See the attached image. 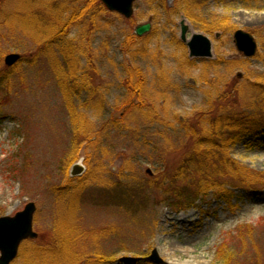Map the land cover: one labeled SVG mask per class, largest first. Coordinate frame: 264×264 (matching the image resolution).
Listing matches in <instances>:
<instances>
[{
    "label": "rangeland",
    "instance_id": "rangeland-1",
    "mask_svg": "<svg viewBox=\"0 0 264 264\" xmlns=\"http://www.w3.org/2000/svg\"><path fill=\"white\" fill-rule=\"evenodd\" d=\"M31 7L30 0H0V216L33 201L38 233L11 264L59 262H41L35 251L57 238L61 264H264V186L248 191L225 178L212 187L188 163L193 137L198 142L213 117L233 110L244 116L263 105L264 0H135L131 24L103 13L88 44L97 66L88 80L101 87L98 100L62 90L64 58L55 45L36 55L45 33ZM181 20L187 38H210L211 56L189 54ZM146 22L147 50L125 54L124 35ZM86 25L70 29L65 44L81 42ZM240 28L255 37V55L237 49ZM12 53L20 57L5 63ZM125 63L141 67L136 85L146 94L142 101L132 96L135 105L122 114L135 76L126 75ZM85 122L83 136L77 123ZM257 139L218 155L264 179V132ZM75 163L83 169L73 175ZM179 185L189 191L177 196L172 187ZM227 187L229 201L218 194ZM188 196L179 208L177 199Z\"/></svg>",
    "mask_w": 264,
    "mask_h": 264
},
{
    "label": "trees",
    "instance_id": "trees-1",
    "mask_svg": "<svg viewBox=\"0 0 264 264\" xmlns=\"http://www.w3.org/2000/svg\"><path fill=\"white\" fill-rule=\"evenodd\" d=\"M38 1L39 0H30L32 3L30 10L32 13H34L36 22H41V24H43L42 29L45 33V36L42 40V43L38 47V53L36 55L38 56L41 50H45L47 45H55L64 58L62 60V63L64 64V70H61V76L58 75L61 85L63 84L62 90L67 96L70 97L72 95L75 97L78 96L80 98L82 96L89 97L90 94V96L92 95V97L97 99L100 93L99 89L101 87L95 85L93 81L88 80L92 71H97V68H95L97 67L96 63L93 65V62H95L94 55L92 54L93 56H91L92 52L90 45L88 44L91 40L90 35L93 30L97 28L101 15L107 11H111L105 7L101 0H44L46 4H44L42 7H37L40 5L37 4ZM120 18L129 21L130 24L134 21L132 17L125 18L124 16L120 15ZM83 24L87 25L86 28H82V31L84 32L82 33L83 35H81L83 40L85 37L89 38L86 40L88 41L87 45L81 44V42H84L83 40H79L81 42L73 43L71 45L65 44L67 41L64 40V36L70 32V29ZM89 27H91V29H89ZM85 32L90 34H85ZM147 42L148 41L143 39V37L137 36L134 33V29H132L124 35V38L121 41V50L125 54L134 57L144 53L147 50ZM49 53L52 52L50 51ZM124 67L126 70V75H132L131 71H133L135 76L134 83L127 82L126 84V87L128 88V99L124 103L126 106H124L125 109L123 110L122 114L130 111L131 107L135 105L133 101H130L132 96H136L140 101H142L146 94L141 87L139 88L136 85V83L143 76V70L141 67L135 63H125ZM127 69H129V71H127ZM260 87L262 88L261 95H263V105L257 110V112L251 114L247 112L244 116H241L239 113L237 114V110H233L232 114H226L223 116L218 115L213 117V119L216 118L214 120V124L209 127L208 131H205V135H203V137L198 140V142L197 139L193 137L194 149L191 156L188 157L190 159L188 163L195 162L197 167L194 168V170L197 173H202L201 177L205 179L206 182L210 183V186L212 187L220 184L221 180H224L225 178H233L232 180L237 181L239 187L247 190L261 185L264 186V179L259 178L262 176H260L258 172L252 173L248 170H236L232 165H228L224 158L218 155V153H221L222 150L228 152L229 146L240 142H246L249 145H252V143H259L257 137L264 132V85ZM86 102L87 100L84 99L82 103L85 104ZM144 102H146V100ZM86 105L89 104L87 103ZM225 107L226 106L224 105H219V108ZM210 109L212 110H207L205 114L212 113L214 111L212 107H210ZM234 109L237 108L235 107ZM110 120L111 117L109 118L108 123ZM115 123L118 126V123ZM80 125V123H77V131L83 132L84 136V134L88 133L89 126L87 122L83 123V126ZM224 126L226 129L220 134L219 129L223 128ZM75 135L76 140H78L80 133H76ZM212 151L216 152L215 155L217 156H210ZM207 154L210 156L209 159L203 157L205 155L208 156ZM218 157L221 158L220 164L217 162ZM207 160L211 161H209L207 164L204 162ZM236 168L239 167L236 166ZM253 175H255V177ZM175 187L178 190L177 196L187 193L190 188L188 185H179L173 186L172 190ZM233 188V186L229 187V189ZM201 189L199 188L197 191L199 194L203 191L202 186ZM229 189L227 187V189H223L218 193L219 196L225 199V201H229L233 197L232 192ZM190 199L193 198L188 196L187 201L182 198H178L177 200L180 201H176V203L178 202L177 206L179 208H183L185 207V204L189 205L186 202H188ZM57 239L61 240V238ZM60 240H57V242ZM57 242L55 244H45V246L35 248V251L37 253L39 252L36 256H38L41 262H45V258L52 260V258L57 257L54 258V260L59 262L50 263L61 264L63 259H61L60 254L63 248H59Z\"/></svg>",
    "mask_w": 264,
    "mask_h": 264
},
{
    "label": "water",
    "instance_id": "water-1",
    "mask_svg": "<svg viewBox=\"0 0 264 264\" xmlns=\"http://www.w3.org/2000/svg\"><path fill=\"white\" fill-rule=\"evenodd\" d=\"M105 6L116 11L125 17H131L134 11V0H102ZM181 38L186 42L190 55L211 56L212 44L207 35L194 33L190 39H187L186 33L188 25L181 20ZM151 24L141 23L135 26L137 35H142L149 31ZM234 41L239 51L246 56H253L257 51V41L255 37L244 29H237L234 32ZM19 54H9L5 58L7 64H12L19 58ZM83 169V165L75 163L72 168V174H77ZM36 210V204L33 201L28 202L22 210L14 215L0 216V264H11L18 254L20 243L26 238H35L38 233L33 229V214Z\"/></svg>",
    "mask_w": 264,
    "mask_h": 264
},
{
    "label": "bare ground",
    "instance_id": "bare-ground-1",
    "mask_svg": "<svg viewBox=\"0 0 264 264\" xmlns=\"http://www.w3.org/2000/svg\"><path fill=\"white\" fill-rule=\"evenodd\" d=\"M175 249V248H174ZM182 250H186L185 248H183ZM187 251H188V249H187ZM169 253H171V252H169Z\"/></svg>",
    "mask_w": 264,
    "mask_h": 264
}]
</instances>
